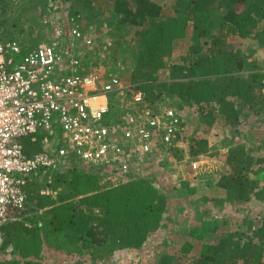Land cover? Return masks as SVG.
<instances>
[{"label": "trees", "instance_id": "1", "mask_svg": "<svg viewBox=\"0 0 264 264\" xmlns=\"http://www.w3.org/2000/svg\"><path fill=\"white\" fill-rule=\"evenodd\" d=\"M110 2V9L118 15V28L143 27L141 32L136 31L140 39L131 78L138 83L147 101H153L152 84L157 75L171 68V73L179 79L159 84L157 95L166 91L180 102L181 109L193 110L199 118L207 119L215 111L226 126L235 127L245 110L255 115L264 113V73L243 75L245 57L239 50L249 39L264 37V0H175L170 5L169 15L154 0ZM87 14H91V22L84 27V32L95 38L90 53L91 65H103L106 56H100L108 48H100L97 41L101 37L97 34L105 32L101 29L105 22L99 21L96 12ZM70 17L74 18L73 14L67 18ZM189 22L196 31V39L201 37L202 45L207 48L201 51L193 46L198 54L183 71L179 65H170L167 58L173 41L185 36ZM190 55L193 56L194 51ZM248 65L255 67L254 62ZM180 121L182 125L185 119L180 118ZM23 143L28 155L40 149L37 143L31 144L29 140ZM196 143L197 149L189 145L191 161H198L199 154L207 146L204 140ZM224 159L227 169L217 180L216 187L227 191L225 198L205 193L200 204L205 201L221 203L229 198L241 200L254 188L256 181L252 177L258 175L259 169L253 163L260 160L252 162L242 147L230 150ZM118 177L103 170H91L86 174L75 170L56 175L50 183L45 178L27 181L23 187L25 206L34 204V216L5 226L6 235L24 260L23 264L39 263L44 249L77 258L75 264L115 263L122 252L133 249L149 233L156 231L168 212L167 195L154 188L144 175L122 173ZM112 178H118L119 182L112 185ZM257 179L264 181V175ZM58 184L65 188L59 193L55 189ZM80 186L87 188L84 189L86 195L91 194L83 196L85 192L80 193ZM47 188L55 192V196L41 193ZM188 190L193 192L192 187ZM216 219L218 225L225 227V218ZM222 232L218 239L215 238V244L190 264H236L239 260L242 264H264L261 261L264 220L247 230L235 228ZM232 237L237 238L236 242H232ZM254 239L256 243L249 248Z\"/></svg>", "mask_w": 264, "mask_h": 264}, {"label": "built area", "instance_id": "2", "mask_svg": "<svg viewBox=\"0 0 264 264\" xmlns=\"http://www.w3.org/2000/svg\"><path fill=\"white\" fill-rule=\"evenodd\" d=\"M4 2L10 0H0V227L23 211L27 181L50 183L81 169L143 175L147 164L173 147L180 125L174 110H155L135 85L105 74L101 65H83L95 38L75 15L66 25L51 22L61 10L58 0L44 3L51 16L41 23L50 28L47 40L24 53L18 42L2 38ZM24 140L40 150L28 155ZM199 164L192 161V171Z\"/></svg>", "mask_w": 264, "mask_h": 264}, {"label": "rangeland", "instance_id": "3", "mask_svg": "<svg viewBox=\"0 0 264 264\" xmlns=\"http://www.w3.org/2000/svg\"><path fill=\"white\" fill-rule=\"evenodd\" d=\"M154 1L162 5L165 14L169 15L170 5L175 0ZM45 2L47 0L4 2L1 9L3 40L18 42L23 52L30 51L41 42L46 41L50 28L41 23L44 16L49 18L51 16L45 11ZM58 2L61 10L56 17L53 15L51 21H56L58 24L66 25L67 17L69 14H73L77 16L79 27L83 29L91 22L89 20L91 14H82L79 11L89 9L91 12H96L99 21L105 22L103 24H107L108 28V30L105 28V32L101 33V36L99 32L97 34L101 37L97 41L100 48L104 46L108 48L105 52L107 58L101 67L105 74H117L125 85L137 86L138 83L132 82L131 75L139 45L138 39H140L136 31L141 32L143 27L132 28L127 25L118 28V15L110 9V0H58ZM195 33L192 22H189L185 29V36L175 39L172 43L173 48L167 58L170 65H179V68L184 71L190 59L198 54L195 51L196 47H199L201 51L207 48L202 45L201 37L196 39ZM239 50L242 53L241 56L245 57L246 68L242 71L243 75H249L252 72L264 73V37L249 39L246 44L239 47ZM88 51L90 52L86 53ZM191 51H194L193 56L190 55ZM91 52V49L85 50L86 56H91ZM182 58H185L186 61H183ZM252 62L255 67L248 65ZM178 77L173 75V72L171 73V68L159 73L152 84L155 91L153 101L149 102L155 110H174L181 120L185 119V122L181 125L180 121V125L175 131L173 147L161 153L160 158L154 163L147 164L144 172L141 173L149 181H152L154 188L167 195L168 212L156 231L149 233L146 239L138 242L136 247H132L133 249L130 248L122 252V256L116 260L117 262L98 264H190L192 260L208 251L215 244V238L218 239V235L223 233L222 231L229 232L235 228L247 230L251 225L254 226L255 223L264 220V181L257 179L264 175V113L255 115L244 109L245 111L235 127L226 126L215 111L211 112V116L207 119L199 118L193 110L181 109L180 102L172 98L173 96L166 91L157 95L159 84L175 81L176 78L179 79ZM57 134L59 137L61 136L60 129L57 130ZM199 140H204L207 146L199 154L197 161L200 163L199 171L194 172L191 168L192 161L189 158V145H193V148L197 149L196 142ZM237 147H242L252 162L260 160L258 163H253L259 169L258 175L252 177L256 181L252 186L254 188L241 200H236L237 202L229 198L221 203L213 204L212 201H205L200 204L199 201L202 200L205 193L209 196L211 194V196L225 198L227 191L218 189L216 183L227 169L224 158L230 150ZM118 178H112L111 184H117ZM99 181L103 182V179ZM83 186L85 187V185ZM189 187H192L193 192L188 190ZM79 188L81 189L80 193L87 189L82 186ZM55 189L59 193L65 188L63 184H58ZM51 195L55 196V192L52 191ZM87 195L85 192L83 196ZM34 210V204L27 203L23 211L16 214L18 220H8L0 227V264L24 263L18 252L13 249L11 238L6 235L5 226L21 219L29 220L34 216ZM217 217L226 219L225 227L217 224ZM216 226L219 227L214 230ZM236 240V237H232V242H236ZM254 243H256V239L251 241L249 248H252ZM261 251L263 254L261 261L264 262V248ZM41 254L43 259L35 264H75L78 260L64 253L46 251L45 249ZM79 259L83 258L79 257ZM236 264H242V261L239 260Z\"/></svg>", "mask_w": 264, "mask_h": 264}, {"label": "crops", "instance_id": "4", "mask_svg": "<svg viewBox=\"0 0 264 264\" xmlns=\"http://www.w3.org/2000/svg\"><path fill=\"white\" fill-rule=\"evenodd\" d=\"M90 10L88 9V10H86V9H81V11H79L80 13H82V14H87L88 12H89ZM91 12V11H90ZM85 29L83 28V31H84ZM2 38H4V34H3V32H2ZM39 45V44H38ZM77 46H78V48H81L82 46H81V44L80 43H78L77 44ZM85 50H90V49H85ZM23 52V51H22ZM24 52H26V51H24ZM23 52V53H24ZM90 51H88V52H86V53H89ZM91 56L89 55L88 57L87 56H84V59L82 60V63H83V65H85V66H89V67H92V65H91ZM117 75V74H116ZM118 76V75H117ZM119 77V76H118ZM124 84V83H123ZM128 85H133V84H128ZM135 87L136 88H138L136 85H135ZM139 89V88H138ZM117 104V102L115 101L114 102V104ZM115 108L118 110V108L116 107V105H115ZM38 146H40V144H38ZM40 150V149H39ZM38 150V151H39ZM82 171H80V170H78L81 174H86L87 172H89V171H91L90 169H88V170H85V169H81ZM95 170H92V172H94ZM70 173V172H69ZM68 174V173H67ZM60 175V174H59ZM55 177V176H54ZM46 179V178H45ZM51 181H52V179H51ZM46 190H48V192L51 194L52 193V190H49L48 188L47 189H44V190H42V192H44V191H46ZM41 192V193H42ZM48 193V194H49ZM42 194H44V193H42Z\"/></svg>", "mask_w": 264, "mask_h": 264}]
</instances>
